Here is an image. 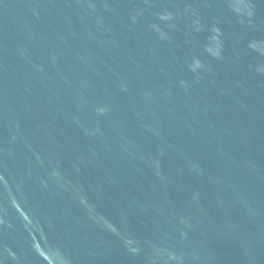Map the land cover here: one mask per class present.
<instances>
[{
    "label": "water",
    "instance_id": "1",
    "mask_svg": "<svg viewBox=\"0 0 264 264\" xmlns=\"http://www.w3.org/2000/svg\"><path fill=\"white\" fill-rule=\"evenodd\" d=\"M0 264H264V0H0Z\"/></svg>",
    "mask_w": 264,
    "mask_h": 264
}]
</instances>
